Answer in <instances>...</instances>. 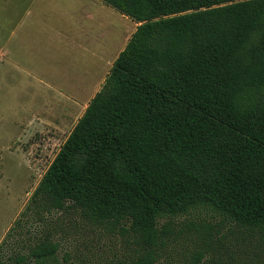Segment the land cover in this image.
<instances>
[{
	"label": "trees",
	"instance_id": "trees-1",
	"mask_svg": "<svg viewBox=\"0 0 264 264\" xmlns=\"http://www.w3.org/2000/svg\"><path fill=\"white\" fill-rule=\"evenodd\" d=\"M102 1L139 24L30 204L131 233L118 264H155L176 216L210 211L177 231L192 264H264V0ZM8 242L0 264H62L48 236Z\"/></svg>",
	"mask_w": 264,
	"mask_h": 264
},
{
	"label": "rangeland",
	"instance_id": "rangeland-1",
	"mask_svg": "<svg viewBox=\"0 0 264 264\" xmlns=\"http://www.w3.org/2000/svg\"><path fill=\"white\" fill-rule=\"evenodd\" d=\"M4 2L0 32L11 52L4 65L0 56V243L9 241L3 253L48 236L58 242L62 264L130 259L138 249L131 233L93 223L76 208L39 210L30 196L139 23L102 0H36L30 9L28 0ZM37 11L46 23L32 18ZM209 212L176 216L155 264H192L197 237L177 231ZM206 258L195 263L213 264Z\"/></svg>",
	"mask_w": 264,
	"mask_h": 264
},
{
	"label": "crops",
	"instance_id": "crops-1",
	"mask_svg": "<svg viewBox=\"0 0 264 264\" xmlns=\"http://www.w3.org/2000/svg\"><path fill=\"white\" fill-rule=\"evenodd\" d=\"M2 3H4L5 4V2H4V0H0ZM35 2H36V0H31L30 2H29V0H28V4L26 5L27 6V9L29 8H31L34 4H35ZM37 12H39V14L40 15H37L35 12L33 13V15H32V18H35L36 19V21H39L40 23H46V20L48 21V19L45 17V15L42 13V11H37ZM37 17L39 18V20H37ZM48 17V16H47ZM20 23V22H19ZM19 23L17 24V25H19ZM3 24L4 23H1V25H0V30H2V28H3ZM5 35H2L1 34V32H0V56H2V60L3 61H1V62H3L2 64L4 65V61L6 60V58H7V56L10 54V50H8L7 52H6V42H5ZM100 64V63H99Z\"/></svg>",
	"mask_w": 264,
	"mask_h": 264
}]
</instances>
